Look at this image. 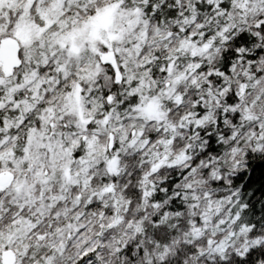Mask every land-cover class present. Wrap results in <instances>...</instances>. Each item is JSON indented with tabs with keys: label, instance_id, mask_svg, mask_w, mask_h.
Masks as SVG:
<instances>
[{
	"label": "snow or ice",
	"instance_id": "1",
	"mask_svg": "<svg viewBox=\"0 0 264 264\" xmlns=\"http://www.w3.org/2000/svg\"><path fill=\"white\" fill-rule=\"evenodd\" d=\"M0 264H264V0H0Z\"/></svg>",
	"mask_w": 264,
	"mask_h": 264
}]
</instances>
